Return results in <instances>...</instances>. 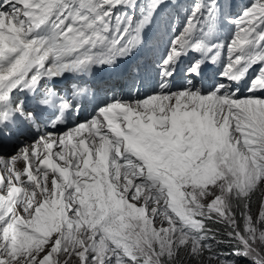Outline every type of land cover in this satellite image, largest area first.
Returning a JSON list of instances; mask_svg holds the SVG:
<instances>
[{
	"label": "snow or ice",
	"instance_id": "snow-or-ice-1",
	"mask_svg": "<svg viewBox=\"0 0 264 264\" xmlns=\"http://www.w3.org/2000/svg\"><path fill=\"white\" fill-rule=\"evenodd\" d=\"M0 40V264H264V0H0Z\"/></svg>",
	"mask_w": 264,
	"mask_h": 264
},
{
	"label": "rangeland",
	"instance_id": "rangeland-1",
	"mask_svg": "<svg viewBox=\"0 0 264 264\" xmlns=\"http://www.w3.org/2000/svg\"><path fill=\"white\" fill-rule=\"evenodd\" d=\"M253 215L258 213L261 202H264V184H261L255 191L251 193ZM164 219V216L161 215ZM160 216V217H161ZM241 264H248L247 261H241Z\"/></svg>",
	"mask_w": 264,
	"mask_h": 264
},
{
	"label": "bare ground",
	"instance_id": "bare-ground-1",
	"mask_svg": "<svg viewBox=\"0 0 264 264\" xmlns=\"http://www.w3.org/2000/svg\"><path fill=\"white\" fill-rule=\"evenodd\" d=\"M16 163H18V160H15ZM160 221H163L162 217H160ZM159 223V221H157Z\"/></svg>",
	"mask_w": 264,
	"mask_h": 264
}]
</instances>
